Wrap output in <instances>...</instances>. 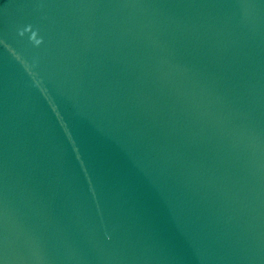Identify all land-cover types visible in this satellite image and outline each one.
I'll use <instances>...</instances> for the list:
<instances>
[{
    "label": "water",
    "instance_id": "obj_1",
    "mask_svg": "<svg viewBox=\"0 0 264 264\" xmlns=\"http://www.w3.org/2000/svg\"><path fill=\"white\" fill-rule=\"evenodd\" d=\"M0 264H264V0H0Z\"/></svg>",
    "mask_w": 264,
    "mask_h": 264
}]
</instances>
